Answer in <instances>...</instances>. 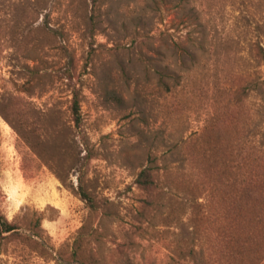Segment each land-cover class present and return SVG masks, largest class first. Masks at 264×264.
Returning <instances> with one entry per match:
<instances>
[{"label": "rangeland", "instance_id": "rangeland-1", "mask_svg": "<svg viewBox=\"0 0 264 264\" xmlns=\"http://www.w3.org/2000/svg\"><path fill=\"white\" fill-rule=\"evenodd\" d=\"M257 40L264 0H0V264L214 259L220 185L175 177L216 178L219 123L264 151Z\"/></svg>", "mask_w": 264, "mask_h": 264}, {"label": "trees", "instance_id": "trees-1", "mask_svg": "<svg viewBox=\"0 0 264 264\" xmlns=\"http://www.w3.org/2000/svg\"><path fill=\"white\" fill-rule=\"evenodd\" d=\"M250 56L256 68L264 66V46L259 40L250 46ZM255 87L259 85L258 78H254ZM247 87L242 85L239 96ZM240 98V97H239ZM241 99V98H240ZM72 115L76 123L79 122V105L74 102ZM222 123L215 126V148L220 153L218 159L219 171L216 178L201 182L194 178V174H177L175 182L195 191L198 185L218 183V212L219 224L216 228L217 237L208 236L209 248L217 251L212 254H202L204 264H255L264 255V151L248 150L245 147L244 136L237 142L225 136L221 130ZM191 167V172L197 171L200 178L202 171L201 158L180 155L177 160ZM192 174V175H191ZM157 176L153 169L141 170L135 184L146 192H153L157 187ZM82 198L91 204V198L82 192ZM195 197L194 200H198ZM214 197H211V202ZM15 230V226L0 215V239L5 234ZM192 264H199L193 258Z\"/></svg>", "mask_w": 264, "mask_h": 264}]
</instances>
